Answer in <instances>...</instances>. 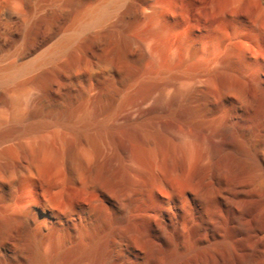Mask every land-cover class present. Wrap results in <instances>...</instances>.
<instances>
[{
  "label": "bare ground",
  "instance_id": "6f19581e",
  "mask_svg": "<svg viewBox=\"0 0 264 264\" xmlns=\"http://www.w3.org/2000/svg\"><path fill=\"white\" fill-rule=\"evenodd\" d=\"M0 264H264V0H0Z\"/></svg>",
  "mask_w": 264,
  "mask_h": 264
}]
</instances>
